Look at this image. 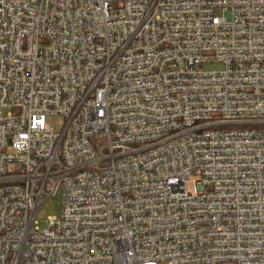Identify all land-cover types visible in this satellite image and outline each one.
<instances>
[{"label": "built area", "instance_id": "1", "mask_svg": "<svg viewBox=\"0 0 264 264\" xmlns=\"http://www.w3.org/2000/svg\"><path fill=\"white\" fill-rule=\"evenodd\" d=\"M0 264H264V0H0Z\"/></svg>", "mask_w": 264, "mask_h": 264}, {"label": "rangeland", "instance_id": "2", "mask_svg": "<svg viewBox=\"0 0 264 264\" xmlns=\"http://www.w3.org/2000/svg\"><path fill=\"white\" fill-rule=\"evenodd\" d=\"M221 69L220 65H207L204 67L205 71H218ZM62 118L58 115L49 116L47 124L53 131H57L61 128ZM61 213L60 207V193L47 200L40 208L38 217L45 219L48 216L59 217ZM42 227V224H41Z\"/></svg>", "mask_w": 264, "mask_h": 264}]
</instances>
